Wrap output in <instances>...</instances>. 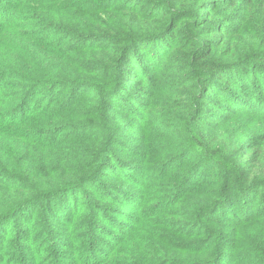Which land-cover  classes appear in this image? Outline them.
<instances>
[{
    "label": "trees",
    "instance_id": "trees-1",
    "mask_svg": "<svg viewBox=\"0 0 264 264\" xmlns=\"http://www.w3.org/2000/svg\"><path fill=\"white\" fill-rule=\"evenodd\" d=\"M260 75L264 0H0V264H264Z\"/></svg>",
    "mask_w": 264,
    "mask_h": 264
},
{
    "label": "rangeland",
    "instance_id": "rangeland-1",
    "mask_svg": "<svg viewBox=\"0 0 264 264\" xmlns=\"http://www.w3.org/2000/svg\"><path fill=\"white\" fill-rule=\"evenodd\" d=\"M209 2H212V0H209ZM110 13H112V15H108L109 16L108 17L109 22H111L113 24V26L119 28V22H118L119 16H118V14H116L114 12H110ZM110 13H108V14H110ZM72 17L73 18H71V20H70L71 23H70V21H68L69 26H71L70 28H72V29H78L80 27L87 28L89 22L91 21V19L84 20L81 18V16L79 17L77 15H74ZM15 43L18 44V48H19L18 50L23 51L22 53L15 55V57L13 58V61H14L15 67H16L15 70H13L10 67L11 64L9 62L11 48H4V49H6V52L1 55V57H2L1 60L5 61L3 67L12 69V70H9V73L7 74V76L15 77V75H14L15 73H20L23 77H25V76L30 77V76H32V66L40 65L49 56L43 55V53L41 51V46L38 45L39 42H38V44L34 43L31 46V48L28 49V51L23 50V48H26V46H25V43L22 39L16 40ZM85 54L86 53H81L79 58L86 59ZM31 60L33 61L34 64H32L30 62ZM23 66H27V67L23 68ZM78 66H82V65L78 64ZM28 68H30V69H28ZM70 68H71V66H70ZM242 72H243L244 78L246 80H248L249 76L247 75V73L246 72L244 73V71H242ZM260 78L264 79L263 75H260ZM10 93H12V96H9L10 98H8V99H5L8 101H4V104H9L8 106H11L12 103L15 104L18 101V99L16 97H14V94H15L14 89H13V92L10 90ZM7 95H9V94H7ZM11 97H13V98H11ZM244 98L245 97H240L239 101H243L241 99H244ZM9 100H11L12 102L10 103ZM236 112H237L236 108H233L232 106L228 105L227 108L224 109L223 111L210 114V116L213 117L212 120L214 122H218L219 120H223V119H230V123L221 126V130L232 133L237 128V126H236L237 121L234 120L236 117H238V113H236ZM248 122H249L250 126H252L254 128L258 127V130H261V128L259 127L260 121H256V119H254V120H249ZM126 137L131 138L132 140L135 141L138 139L139 133L132 132L131 134L126 135ZM151 240H152V242H156L155 239H153V238ZM229 256H231V255H229ZM227 262L228 261H226L223 264H226Z\"/></svg>",
    "mask_w": 264,
    "mask_h": 264
}]
</instances>
